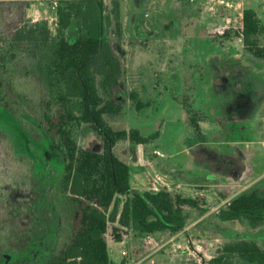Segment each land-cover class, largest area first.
Wrapping results in <instances>:
<instances>
[{
  "label": "rangeland",
  "instance_id": "rangeland-1",
  "mask_svg": "<svg viewBox=\"0 0 264 264\" xmlns=\"http://www.w3.org/2000/svg\"><path fill=\"white\" fill-rule=\"evenodd\" d=\"M76 1L41 0V13L36 11L27 20L36 23L33 18L38 17L40 22L47 21L55 36L58 8ZM103 1L111 11L114 0ZM157 1L163 4L124 1L121 37L115 27L110 29V42L125 69L119 99H125L126 105L123 115L108 118V123L115 129H137L144 136L160 133L150 144L123 142L116 148L117 155L131 167L133 190L168 188L196 199L207 212L190 211L194 222L176 243L171 241L174 234L166 233L161 242L150 247L125 228H120L127 231L123 244L117 245L114 224L109 223L106 240L110 258L116 264H198L185 251L194 241L202 245L203 264H207L222 253L226 243L241 238L254 239L264 248V229L253 230L246 221L238 227L219 219L232 198L264 187L254 186L252 180L243 182L254 172L251 168L264 149V82L244 85L234 78L242 76L238 72L242 63L264 68V59L252 55L235 32L229 38L216 32L224 13L222 9H205V3L215 0ZM243 1L264 27V0ZM65 35L69 43L76 42L79 32L75 22ZM258 40L264 47V34ZM30 78L36 81L35 61L26 51L0 41V81L18 112L14 115L0 106V130L11 150L10 155L1 154L0 189L25 194L32 232L27 248L6 253L2 264H46L65 240L55 200L64 163L39 127L37 110L25 101L23 90L16 89ZM132 95L138 96L142 109H137ZM186 108L195 113L201 133L193 127ZM79 145L88 151H103V143L89 128L84 129ZM229 179L240 183L223 185ZM224 193L229 195L225 201ZM125 200L118 198L121 207ZM0 227L2 233L8 231L3 222ZM234 264L249 263L235 259Z\"/></svg>",
  "mask_w": 264,
  "mask_h": 264
},
{
  "label": "trees",
  "instance_id": "trees-1",
  "mask_svg": "<svg viewBox=\"0 0 264 264\" xmlns=\"http://www.w3.org/2000/svg\"><path fill=\"white\" fill-rule=\"evenodd\" d=\"M30 6L23 0L0 1V41L26 51L35 61L36 81L30 78L16 89L23 90L25 101L37 110L39 127L64 163L55 200L65 240L46 264H116L110 258L106 240L109 223L114 224L117 242H122L127 232L120 228L137 238L184 231L194 222L190 211L207 212L199 201L168 188L157 192L133 190L131 167L116 153L120 143L147 145L160 137L159 132L144 136L137 129H115L108 123V118L123 115L126 105L125 99H119L123 61L110 42L112 27L118 37L122 35L119 1H112L111 11L103 0L67 2L57 10L55 36L47 21L28 22ZM73 22L79 36L76 42L69 43L65 32ZM263 34L264 27L256 13L245 10L235 36L260 59H264V47L258 38ZM221 37L229 38L230 33ZM132 100L137 102V109L143 108L137 95H132ZM0 106L14 115L18 113L1 81ZM186 111L193 127L201 133L195 113L191 108ZM86 128L103 143L101 153L80 147ZM6 137L0 130V162L2 153L11 152ZM263 191L264 187L232 198L219 219L225 223L246 221L253 230L264 229ZM121 196L126 197L122 207L118 201ZM228 196L224 193L222 199ZM28 206L21 190L5 193L0 189V225L3 222L8 230H0V264L6 253L23 251L31 241ZM235 259L264 264V248L254 239L241 238L226 243L222 253L207 264H234Z\"/></svg>",
  "mask_w": 264,
  "mask_h": 264
},
{
  "label": "crops",
  "instance_id": "crops-1",
  "mask_svg": "<svg viewBox=\"0 0 264 264\" xmlns=\"http://www.w3.org/2000/svg\"><path fill=\"white\" fill-rule=\"evenodd\" d=\"M23 1H25V0H23ZM26 1H29L30 2V4H31V6H30V9L28 10V12H27V17H29V18H31L30 17V15L31 14H33L34 12H38V13H41V11L38 9V5H40V1L41 0H26ZM70 1H75V0H70ZM106 1V0H105ZM117 1H119V3H120V11H121V17H122V10H123V4H124V1H126V0H117ZM134 1H137V0H134ZM149 3L152 1L153 2V4H157V2L158 3H161V2H159V1H157V0H147ZM231 2L233 1V0H230ZM237 1H241V2H243V4H244V9L245 10H248V9H246L247 7H246V5H245V2L243 1V0H234L233 2L234 3H236ZM161 4H163V3H161ZM206 5V10H209L210 12H216L217 10H219V9H222V11H223V13H224V17L225 16H227V15H229V14H234L235 13V10L234 9H229V8H226V7H224V6H218V5H215V3H213V4H211V3H205ZM164 9H166V6H164ZM244 10V11H245ZM43 19H47V18H43ZM39 20H42V19H40V18H38V17H35V18H33V21L34 22H38ZM57 20H58V18H57ZM40 22V21H39ZM222 22V21H221ZM138 23V25H140V23H139V19H138V21L136 22V24ZM141 25H142V23H141ZM142 36V35H141ZM253 66V65H252ZM252 66H249L247 63H242V67H243V69H242V71L240 72V71H238L239 72V74L240 75H242V76H238V77H234V78H237V79H235V80H237V82H239L240 80H241V83L242 84H247L248 82H250V83H256V82H264V68H261L260 66H256V65H254L253 67ZM237 73V72H236ZM234 74V73H233ZM233 74H232V76H233ZM243 90V93L244 92H246L247 90H248V87L246 86L245 88H243L242 89ZM262 95H263V101H264V91H262ZM259 156H258V160L257 161H255L254 162V164H255V167L253 166L251 169H252V171H254L249 177H247L246 179H243V182L244 181H247V180H252V184L254 185V186H256V185H261V186H264V149H261L260 150V153L258 154ZM232 166V165H231ZM233 166H235V163H234V165ZM248 169H249V167H248ZM256 170L258 171L257 173H255L256 172ZM216 177V176H215ZM217 178V177H216ZM219 180H221V182H222V179H221V177H219ZM240 183V180H231V179H229V182L227 181V183H224L223 185H225V186H233V185H235V184H239ZM186 230V229H185ZM166 233L168 234L169 232H163V233H157V234H164V235H166ZM180 233V232H179ZM186 233H187V230H186ZM186 233H185V235H186ZM157 234H156V236H157ZM178 234V233H177ZM171 235V233L169 234V236ZM174 235H176V234H174ZM173 235V236H174ZM168 236V235H167ZM145 236H143L142 237V239L144 238ZM171 237V236H170ZM121 244H123L122 242H119L117 245H121ZM117 250V249H116ZM115 250V251H116Z\"/></svg>",
  "mask_w": 264,
  "mask_h": 264
},
{
  "label": "built area",
  "instance_id": "built-area-1",
  "mask_svg": "<svg viewBox=\"0 0 264 264\" xmlns=\"http://www.w3.org/2000/svg\"><path fill=\"white\" fill-rule=\"evenodd\" d=\"M196 0H191V2H195ZM215 5L218 6H224L229 9H234L235 13L234 14H229L225 17H223V21L216 26V32L220 36L227 35L228 33L232 32H238L240 27H241V21L243 19V12H244V4L241 1H237L234 3L233 1H225V0H215L213 1ZM57 5V3H55ZM186 233V230L181 231L180 233L174 235L171 239L172 242H175V239L178 238V236L183 235ZM164 237V234H149L145 235L143 238V241L145 242L146 247L154 246L157 245V242H161L160 238L162 239ZM160 240V241H159ZM165 240H162V243ZM202 245H199L197 242L192 241L191 244L187 245L185 248V251H187V254L191 258H195L194 260L198 264H203L204 263V257L202 254H204L203 247Z\"/></svg>",
  "mask_w": 264,
  "mask_h": 264
},
{
  "label": "water",
  "instance_id": "water-1",
  "mask_svg": "<svg viewBox=\"0 0 264 264\" xmlns=\"http://www.w3.org/2000/svg\"><path fill=\"white\" fill-rule=\"evenodd\" d=\"M236 223H237L238 227H241V224H240V222H239V221H237Z\"/></svg>",
  "mask_w": 264,
  "mask_h": 264
}]
</instances>
